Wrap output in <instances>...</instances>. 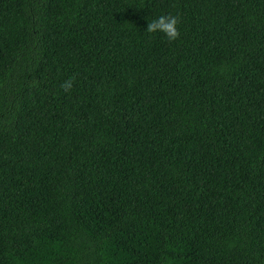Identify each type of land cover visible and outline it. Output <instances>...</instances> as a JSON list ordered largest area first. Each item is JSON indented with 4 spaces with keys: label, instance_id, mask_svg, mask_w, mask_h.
Returning <instances> with one entry per match:
<instances>
[{
    "label": "trees",
    "instance_id": "16d2710c",
    "mask_svg": "<svg viewBox=\"0 0 264 264\" xmlns=\"http://www.w3.org/2000/svg\"><path fill=\"white\" fill-rule=\"evenodd\" d=\"M0 264H264V0H0Z\"/></svg>",
    "mask_w": 264,
    "mask_h": 264
},
{
    "label": "clouds",
    "instance_id": "9594fccd",
    "mask_svg": "<svg viewBox=\"0 0 264 264\" xmlns=\"http://www.w3.org/2000/svg\"><path fill=\"white\" fill-rule=\"evenodd\" d=\"M181 18L178 15H162L158 19L148 23V33H163L169 42H175L180 39ZM75 77L64 81L60 87L64 92H69L73 88Z\"/></svg>",
    "mask_w": 264,
    "mask_h": 264
}]
</instances>
